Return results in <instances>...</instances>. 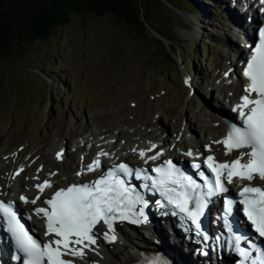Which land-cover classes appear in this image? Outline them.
<instances>
[{
    "label": "rangeland",
    "instance_id": "1",
    "mask_svg": "<svg viewBox=\"0 0 264 264\" xmlns=\"http://www.w3.org/2000/svg\"><path fill=\"white\" fill-rule=\"evenodd\" d=\"M208 1L210 9L195 15L163 12L162 23L154 25L171 41L148 27L137 37L111 15L74 14L45 40L0 57V172L23 169L13 173L12 192L48 160L55 183H74L83 156L85 163L93 156L95 140L112 154L125 142L170 144L176 122L200 137L201 112L226 111V101L230 106L241 92L235 78L240 66L229 50L242 47L227 27L228 14L235 24L248 21L239 0ZM246 27L239 30L248 34ZM235 89L240 92L234 95ZM57 142L60 159L52 155Z\"/></svg>",
    "mask_w": 264,
    "mask_h": 264
},
{
    "label": "snow or ice",
    "instance_id": "2",
    "mask_svg": "<svg viewBox=\"0 0 264 264\" xmlns=\"http://www.w3.org/2000/svg\"><path fill=\"white\" fill-rule=\"evenodd\" d=\"M258 3L261 5V12L264 13V0H258ZM242 75L247 81L243 89L245 95L241 96L240 103L233 111L238 112L243 126L230 125L226 136L222 140L214 141L223 145L225 156L233 152L237 155L231 161L225 162H219L213 155H208L204 159V165L211 172V181L200 172L201 165L194 160L192 167L204 180L203 188L171 160L151 169L156 174L155 177L149 176L144 169H133L121 163L92 183L72 184L55 191L50 199L42 201L47 207L33 209V216L43 222L44 236L50 237L46 242L36 239L31 234L21 222L12 203L0 201V220L6 223L7 231L20 253L15 259L22 260V264H75L76 260L83 261L88 251L94 250L97 239L101 236L106 242H115L117 223L129 222L137 225L147 223L149 201L137 187L130 184L127 178L131 177L140 181H151V185L142 183L139 187L143 189L151 187L159 192L163 199L156 201L158 208L172 209L171 212L163 211L162 214L182 215L200 234H203L201 220L209 199L215 194L227 192L226 184H233L236 180L247 181L239 192L238 203L252 231L259 239L264 240V26L258 30V42L251 51ZM155 147L152 145L148 151ZM206 151L211 152V146H206ZM133 152L137 150L133 149ZM185 154L193 156L191 151ZM138 155L147 163L149 159H158L161 153L146 157L145 151L140 150ZM61 157L62 153L57 152L56 158ZM99 167L98 155L87 166V171L93 172ZM82 174L77 173L78 176ZM254 180L262 183L255 185L252 183ZM51 187V183L44 180L35 185L37 195L34 198L29 199L22 195L20 200L25 204L36 205L44 191ZM232 214L233 201L225 199L220 218L229 232ZM204 238L207 240L206 236ZM235 247L241 257L240 264H248L249 252L240 247L238 236L235 237ZM146 264L168 262L156 257ZM259 264H264V260Z\"/></svg>",
    "mask_w": 264,
    "mask_h": 264
},
{
    "label": "bare ground",
    "instance_id": "3",
    "mask_svg": "<svg viewBox=\"0 0 264 264\" xmlns=\"http://www.w3.org/2000/svg\"><path fill=\"white\" fill-rule=\"evenodd\" d=\"M242 2L244 4H247V6L249 7L253 5L249 0H242L241 3ZM228 15L229 18L226 19L228 22V23L226 22V24H228L227 27L230 29V32L234 31L233 37L236 38L235 41L239 43L242 49H244L245 47L248 46L249 41L253 39L250 30H252L253 25L258 21L257 14L256 12L253 11V13H251L250 16L248 17V21L244 20V22L241 21L238 22V24L237 22L235 24L236 19H233L232 14L230 15L229 13ZM239 24H241L243 27L242 26L240 27ZM246 26H249V28L251 27L249 29L248 34L244 33L245 31H243L244 29H247ZM239 28L243 29L242 30L243 33L242 31L239 30ZM236 32L237 35H235ZM242 49H239V51L237 52H233L234 50L231 49L229 50L231 56L234 58L235 61H237V64L241 60H243ZM235 78L238 80L237 82L239 84L242 83L241 75H237V77ZM239 92L240 91L235 89L233 93L235 95V93H239ZM237 104H238V98L233 103H231L230 107H234ZM210 111L211 110L209 109L207 113L201 112L205 120L201 121L200 119L198 120V118L196 120L197 123L201 124L200 127L202 128L201 134L199 135L200 137L194 134L195 132L192 126L185 125L183 128H181L179 126V123L176 122L174 124V127L177 130L174 129L175 130V132H173L175 133L174 140L170 144L165 142L166 139L163 141V143L160 146H156V144L152 142L145 144L135 142L130 145H128L127 142H125V145L123 147L124 149L121 150L119 148V150H117L115 153L112 154L111 150L107 149L108 146L106 144H103L102 142L95 140L91 150L93 156L90 159L89 163H85L83 156L80 162V164L82 165L80 172L83 174L76 177V181H74L73 184L80 183L82 178L85 177L87 178V180L90 179L92 180L94 176L98 174V171L106 169L108 164L110 163L112 164L115 163V161L117 160L116 157L119 154H121V156L125 158L136 159L137 160L136 163L142 164V166H149L150 164H155V163L157 164L164 158H167L168 156L170 158L178 150L183 152L191 151L193 155L196 153L197 155L203 153L204 154L211 153L218 158L236 157V154L234 153H232L229 156H225L221 144L214 143V141L222 140V137L224 135V131L226 127L224 125V117L232 118V115L228 111H223V110L221 111V109H219L217 113H211L212 111L211 112ZM203 122L208 123V125L206 127L203 126L202 125ZM106 133H99V134L103 135ZM152 145H155L156 147L152 151H148V149L151 148ZM206 145L211 146L212 149L211 152L206 151L204 149ZM60 149H61L60 142H57L55 147L53 148L52 155L55 156L57 152H60ZM133 149H136L137 152H133ZM140 150L145 151L146 157L154 156L157 153H161V155L159 156L158 159L156 160L149 159L147 163H145V161L142 160L138 155V152ZM103 153H107V155H103ZM98 155L100 159V167L96 171L88 172L87 166L91 164V161H94ZM10 156L14 157V154ZM45 166L46 167L54 166V162L51 160L45 161L41 165L39 170L35 173V175L29 179L28 182L19 183L20 184L19 194L24 192L25 197L29 199H32L37 195V191L35 188L36 184L44 180H48L52 185L51 188H48L44 191V193L41 195V199L37 201L36 205L22 203V206L24 207V209H26V213H28V210L30 211L35 207L41 205L42 200L44 199V197H46L47 194H51L53 190L61 187L54 182L55 177L50 176L49 171L46 169ZM18 169L20 170L21 168L19 167ZM14 170L12 169L9 172L6 171L0 172V198L4 196L8 198H12L14 194L12 192V185L14 184V181H16L15 176H13ZM36 177H39V179H35ZM68 183L70 182H67V184ZM156 224L159 226V227L156 226L157 229L153 227L149 228L151 227L149 226L141 230L134 228L135 230L131 229L126 231L123 227H119L117 229L119 239L115 240V242L109 243L103 240V237L101 236L100 238L97 239V244L94 246V250L88 251L85 259L83 261L76 260L75 264H134L137 261H139L140 258L139 255L147 253L148 250L152 251V253H156L157 251L159 252V254L164 253V255L160 256V258L165 259L168 262V264H203L204 262L205 264H208L203 257H201L198 253H196L195 251L196 248L193 247V245L192 247L191 246L185 247L184 244L182 243L183 239H181L180 235L178 233L175 234L173 230L167 229V227L170 225H167L166 223L162 224L159 222H156ZM152 245H157L159 247H153ZM100 252L103 253L102 257ZM228 257L230 256L228 255L227 257H225L226 259H224V261L227 260ZM4 262L5 261L3 259L2 264H8Z\"/></svg>",
    "mask_w": 264,
    "mask_h": 264
},
{
    "label": "trees",
    "instance_id": "4",
    "mask_svg": "<svg viewBox=\"0 0 264 264\" xmlns=\"http://www.w3.org/2000/svg\"><path fill=\"white\" fill-rule=\"evenodd\" d=\"M208 9V0H0V57L19 51L35 39L45 40L74 14L111 15L131 26L137 37L145 36L148 27L167 42L171 38L154 25L155 21L162 23L165 10L195 15ZM154 41L164 48L166 58L172 60L161 40Z\"/></svg>",
    "mask_w": 264,
    "mask_h": 264
}]
</instances>
